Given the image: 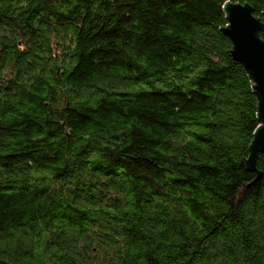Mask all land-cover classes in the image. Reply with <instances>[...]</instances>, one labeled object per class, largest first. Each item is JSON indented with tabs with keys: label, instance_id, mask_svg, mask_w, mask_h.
I'll return each instance as SVG.
<instances>
[{
	"label": "trees",
	"instance_id": "16d2710c",
	"mask_svg": "<svg viewBox=\"0 0 264 264\" xmlns=\"http://www.w3.org/2000/svg\"><path fill=\"white\" fill-rule=\"evenodd\" d=\"M226 2L0 0V264H264Z\"/></svg>",
	"mask_w": 264,
	"mask_h": 264
},
{
	"label": "water",
	"instance_id": "95a60500",
	"mask_svg": "<svg viewBox=\"0 0 264 264\" xmlns=\"http://www.w3.org/2000/svg\"><path fill=\"white\" fill-rule=\"evenodd\" d=\"M223 11L227 14L228 26L222 32L230 41V56L248 72L258 100L260 123L253 134L247 160L248 167L253 169L256 156H264V42L258 34L264 33V22L253 17L248 4L226 2Z\"/></svg>",
	"mask_w": 264,
	"mask_h": 264
}]
</instances>
